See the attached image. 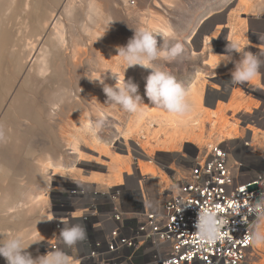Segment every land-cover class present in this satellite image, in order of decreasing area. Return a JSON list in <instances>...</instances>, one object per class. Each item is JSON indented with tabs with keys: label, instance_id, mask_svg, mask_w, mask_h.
<instances>
[{
	"label": "rangeland",
	"instance_id": "obj_1",
	"mask_svg": "<svg viewBox=\"0 0 264 264\" xmlns=\"http://www.w3.org/2000/svg\"><path fill=\"white\" fill-rule=\"evenodd\" d=\"M70 1L76 3L78 6L79 23L76 22L72 24V21L69 20L72 17L68 18L67 13H65V8ZM88 1L90 2V0H48L47 2L43 1L41 3L44 8H50L46 15L47 17H49V12L59 5L61 10L60 14L62 15H59L58 18L66 24L69 31L68 37L72 45L73 41L77 38L80 44H86L85 46L89 48L88 53L91 59H89V61L87 60L88 63L85 65L88 72L87 74L84 72L82 75L76 73V80L72 85V88H76L75 93L77 95L74 97L75 101L73 102L74 99L72 100L74 107H70L67 104L65 105L64 115L55 117L57 121H54V123L50 125L49 122L45 121L40 127L30 129L32 135L25 141L23 146L25 148L32 147L35 153L32 159L20 156L19 160L16 158H11L9 160V162H11V172L5 185L9 188L4 187L3 181L0 180V190L3 188V191H0V238H7L8 236L14 235L26 237L25 246H27V244H32V246L27 249V252H29L33 258L44 256L43 253H46L44 250L53 233L54 224L58 217L55 210L58 189L63 186H75L74 184L81 185L83 183H93V181L79 179L74 174L78 169L83 170V175H88V177L93 176L94 172L97 170L104 171V169L91 167L86 164V162H94L96 160L94 157L98 155V151L92 147L90 140L97 139L101 143H106L113 151L124 152L127 146L124 144L125 141L120 139V133H122L120 131H125L131 118L140 117L139 112L129 113L123 110L119 105L107 101V97L103 92V85L96 80H104L105 84L109 85L110 83L111 86H114L116 81L119 82L121 79L117 72H110L107 68L99 66L98 62L100 58L115 59L118 55V47L126 46L134 35L132 29H147V25L150 21H153L157 26L158 20L163 17L167 22L168 28H171L176 34V40L172 41V43L179 42L183 45L184 49L181 55L176 57L175 60L166 62V69L172 70L173 72L170 73L174 75L185 88L188 87L189 89L194 85H200L205 94L203 99L206 96L210 99L213 94L215 95V93L212 92V89H214L213 87H215L218 92H223V86L227 82L223 77H219L217 71L211 70L213 65H210V58L212 56L215 57L214 55L225 54L222 49L217 47L216 43L218 40L213 36L217 22L216 15L220 10H231L238 4L247 6L250 3L249 0H228L226 2H219V0H96L97 3H103L102 7L105 17L99 19V15L94 14V21H88L87 23L84 18H86L85 12H89ZM56 2H58V4ZM131 2H134V5ZM204 5H210L208 12L199 17V21L195 26L191 28L188 27V30H186L187 21L190 16ZM6 9L8 12L6 14H11L13 12L12 0L2 1V5H0V17L2 20H5L4 23L6 27L17 30V24L21 22L20 18L22 16L24 17L26 13L24 12L21 16L17 15L14 17L13 15L4 16L3 14ZM263 15L264 14L259 13L255 14L254 12L250 14L247 11L245 13L243 12L242 15L238 14L237 20L245 23V26L240 28L239 31L243 32V35L247 37V33L252 29V33H256L259 40L260 36H264ZM51 20L52 18L47 22L48 27L45 28L46 31H44L42 39L37 42L36 50L30 54L29 60L28 58H24L26 62H23L22 65L23 72L21 76L16 78L15 85H12L13 90L7 97L5 109L0 113V131L2 120H15L14 116L12 118L8 117L3 119V114H5L7 108L10 107L14 93L24 86V77H26V74H28L31 66L34 64V59L39 55L41 48L46 44L48 34L51 32L50 29L53 28V24L50 22ZM84 23L90 25L93 34L97 32L98 37L91 38L87 37L86 34H82L84 33L82 30ZM150 31L156 35H159L161 32L159 29H155L154 26ZM20 33H22V31ZM20 33V36L17 37V39L15 38L14 44L16 46L14 50L16 52L25 53L27 56L32 46L29 45L27 40L23 41ZM156 38L158 46L163 43L160 36ZM250 50L251 48H248V51ZM262 59L264 60V56ZM94 62L95 64H92ZM156 66L160 67V65L157 64ZM72 73L74 72L71 71V74ZM68 82L70 84V80H68ZM234 88L236 90L235 93L238 95L240 94L238 101L242 103V105L249 107L248 111H231L226 105L229 101L227 103L219 102L217 108L213 105H207L203 101V110L206 111L207 114H212L214 111L218 114L225 109L222 113L225 115L227 122H230V127L239 128L242 131L237 137L229 139L231 141H225L226 143L247 139L243 128H264V94L247 83L237 85ZM140 95L143 97L144 93H140ZM245 97L250 99V106L241 101V98ZM10 99L12 100L10 101ZM148 102L149 101L145 98L144 103L146 106ZM40 105H43L46 110L43 117L44 119H48V115L51 116V113L55 115L52 106L44 104V102H41ZM97 122H101L99 128L95 127ZM142 122L148 127L150 126L148 121L146 122L143 120ZM14 123L17 124L18 130H25L32 124L29 123L26 125L25 123H20L21 126H19L18 120H15ZM233 124H238V127L233 126ZM153 125H155L154 122ZM141 130L142 132H140L138 136L135 134L137 137L144 134L145 130ZM260 132L263 135V132ZM135 135L129 136V147L130 151L132 150L131 152L134 154V162L137 164L138 160L144 159V157L141 155L142 150L139 143L134 139ZM212 135H214L213 138ZM204 136L206 142L210 141V146L219 143L217 140L218 134L211 130L210 124H207ZM73 139L77 140L76 143L80 153H76L73 150V143H71ZM4 142V148H8L7 150L9 152V148H12L13 144L10 141ZM183 142V146L180 144L179 147H181V149L177 152L179 157H170L169 159V157L165 155L166 153L159 149L160 147H155L154 149L152 157L156 165L161 168L162 175H164L168 181V185L162 184L163 190L172 188V178L175 171L171 170V168L169 169V167L173 165L174 168L181 170L183 160L180 158L184 155H188V153H193V151L190 150L192 147H194V149L198 148L194 143L189 141V139H185ZM210 146L203 145L200 150L209 148ZM251 146L250 151L253 152L252 156L256 157L255 160L259 167L264 168V146L259 144L258 141L251 144ZM91 149L94 151H91ZM257 159L261 160L258 161ZM260 161L262 162L260 163ZM48 162H51V165L45 167V164ZM60 166H62L60 168V172L62 173L57 175L55 174V169ZM133 166L137 169L135 164ZM43 168L46 169L42 171ZM136 171L137 170H135V172ZM137 179V175L134 173L131 177H128L126 184L133 189L136 187ZM148 184L147 193L153 196L155 193V182L151 181ZM39 193L45 197V200L42 203H34V205V198ZM7 194L8 196L10 195L8 199L5 198ZM32 205H34V209L31 208ZM44 229L45 232L43 233ZM257 231L264 234V219L260 223ZM248 263L264 264V246H254L253 255L249 258ZM0 264H6L3 257L0 259Z\"/></svg>",
	"mask_w": 264,
	"mask_h": 264
},
{
	"label": "built area",
	"instance_id": "obj_2",
	"mask_svg": "<svg viewBox=\"0 0 264 264\" xmlns=\"http://www.w3.org/2000/svg\"><path fill=\"white\" fill-rule=\"evenodd\" d=\"M242 146L224 142L184 155L172 188L154 199L138 177L133 189L60 187L46 250L75 264H249L250 237L264 219L253 211L264 197V168L248 139ZM73 224L86 238L66 246L59 232Z\"/></svg>",
	"mask_w": 264,
	"mask_h": 264
},
{
	"label": "bare ground",
	"instance_id": "obj_3",
	"mask_svg": "<svg viewBox=\"0 0 264 264\" xmlns=\"http://www.w3.org/2000/svg\"><path fill=\"white\" fill-rule=\"evenodd\" d=\"M2 1L3 0H0V5H2ZM43 1L47 2L48 0H12L13 12L11 14H6L8 13L6 9L3 14L4 16L13 15L14 17L17 15L21 16L24 12L26 13L24 17L22 16L20 18L21 22L17 24V30L6 27L4 23L5 20H2L0 17V113L5 109L4 107L7 102V97L13 90L12 85L16 83V78L21 76L23 72L22 65L23 62H26L24 58H28L29 60V57L31 56L30 54L36 50L37 42L42 39L44 31H46L45 28L48 27L47 22L50 18H52L50 22L53 24V28L50 29L51 32L48 34V40L45 44L46 46L44 45L41 48L39 55L36 59H34V64L31 66L28 74H26V77H24V86L19 88L14 93V97L12 98L13 100L10 99V101L12 100L10 107L7 108L6 113L3 114V119L8 117L12 118L14 116L15 120H18L19 126H21L20 123H25L26 125L32 123L30 124L31 126L27 127L25 130H18L17 124L14 123V119H10L8 121L6 119L5 121L2 120L0 131V180L3 181V185L6 188H9L5 185L11 172V162H9V160L11 158L19 160L20 156L32 159L35 153L33 148H25L23 146L25 141L32 135L30 129L40 127L45 123V121L49 122V125L54 123V121H57L55 117L64 115L65 105L68 104L70 107L73 106V102L75 101L74 97L77 96L75 93L76 88H72V85L76 80V73H78V75H82L86 72L87 74L88 70L85 65L88 63L87 60L89 61V59H91L90 54L88 53L89 48L85 46L86 44H80V41L76 38L72 45L69 40V31L66 24L58 18L59 15H62L60 14L61 10L59 5H57L54 10L49 12V17H47L46 15L50 8H44L41 5ZM226 1L228 0H219V2ZM56 3L58 4V2ZM88 4L89 12H85L86 18H84L87 23L88 21H94V14L99 15V19H102L101 17H105L102 2L97 3L96 0H90ZM209 9L210 5H204L199 8V10L194 12L187 21L186 30H188V27L191 28L195 26L199 21V17L205 15ZM65 13H67L68 18L72 17L69 19L72 21V24H75L76 22L79 23L78 18L80 17H78L79 12L76 3L70 1L65 8ZM158 21L157 26L153 21H150V23L148 22L149 24L147 25V29L150 30L153 26L155 29H159L160 31L168 28L167 22L163 17H161ZM82 28L84 31L82 34H86L87 37H98L97 32L93 34L90 25L84 23ZM21 31L22 33H20ZM19 33L21 34L23 41L27 40L29 45L32 46V49L27 56L25 53L16 52L14 50V47L16 46L14 43L17 37L20 36ZM95 62L92 64H95ZM154 63L160 65V67L166 71L173 72L172 70L166 69V62L164 61L158 60ZM216 64H214V61H211V65H213V67L214 65L216 66ZM98 65L107 68L110 72H117L120 75L121 80L124 79L125 75L126 81L131 79L134 83L139 85V94L144 93L145 80L150 74V69L134 66L128 68L124 73V69L127 65L123 58L119 56H116L115 59L100 58ZM71 71L74 73L71 74ZM68 80H70V84ZM230 82L231 79L226 82L224 89L226 94L231 92V98L226 104L228 109L230 108L233 112H239L242 110L248 111L249 107L242 105V103L238 101L240 94H236V90L234 88L237 85L233 86ZM109 85L111 86L110 83ZM213 88L212 92L215 93V95H222L223 92L218 93V90H216L215 87ZM186 89H188V87ZM227 89H230L231 91H227ZM188 91L189 94L186 99L190 105V110L183 115H171L164 110L156 108L148 102L147 106L139 112V118H131L125 131H120L122 132L120 133V139H123V141H125L124 144L127 146V149H125L124 152L113 151L106 143H101L97 139H91L90 143L92 147L98 151V155L94 157L96 159L94 162H86V164L91 167L104 169V171L97 170L94 172L93 176L88 177V175H83V170L78 169L74 174L81 180L93 181V183L90 184H97L99 187H119L124 185L123 183L127 181L128 177L132 176L134 173L136 174V169L133 166L135 164L143 183L147 184L152 180H157L158 192L162 189V184L168 185V181L166 177L162 175L161 168L156 165L152 157L155 147H160L159 149L164 151V153H166L165 155L170 159V157H179L177 154V152L181 149L179 145L181 144V146H183V140L185 139H189V141L194 143L198 147V150H200L203 145L210 146V141L206 142L204 139V132H206L207 124H210L211 130L218 134L217 140L219 143H223L226 140L232 139L233 137H237L241 134L242 131L239 128L230 127V122H227L225 115L222 113L225 109L220 111L218 114H216L214 110L212 114H207L206 111L203 110L204 90L200 87V85H194L189 88ZM41 102L52 106L54 109L53 113L55 115H52L51 113V116L48 115V119H44L43 117L46 110L43 105H40ZM143 120L146 122L148 121L150 126L148 127L145 125L142 122ZM153 122L155 125H153ZM233 126L238 127V124H233ZM141 129L145 130L144 134L137 137L138 134L142 132ZM243 130L245 133L246 131L253 132L252 137L255 139V142L262 138V133L253 127L243 128ZM135 134H137V136ZM131 135H135L134 139L139 143L142 150L141 155L144 157V159H139L137 164L134 162V154L131 152L132 150L130 151L129 147V136ZM213 137L214 135H212V138ZM256 138L258 140H256ZM247 139L249 144H252L253 139L251 140V137L250 135L248 136V134ZM4 141H10L13 144L12 148H9V152L7 150L8 148H4ZM72 141L73 150L76 153H80L76 143L77 140L73 139ZM232 143L238 145L239 148L243 147L241 142L239 143L236 141ZM91 151L94 150L91 149ZM180 159L183 160L182 158ZM254 159L256 158L254 157ZM48 165H51V162L45 164V167ZM61 167L62 166L58 167L59 169H55V174L59 175L62 173L60 172ZM170 168L174 171L177 170L173 165H171L169 169ZM45 169L46 168H43L42 171ZM1 190L3 191V188H1ZM9 197L10 195L8 196V194L7 197L5 196L7 199ZM34 199L35 201H33V204H37L38 202L42 203L45 200V197L39 193ZM34 205L31 206L32 209H34ZM45 229L43 233L45 232ZM48 252L50 251L47 250V252L43 254L46 255ZM1 258L2 257H0V259ZM69 260L71 264V259Z\"/></svg>",
	"mask_w": 264,
	"mask_h": 264
},
{
	"label": "clouds",
	"instance_id": "obj_4",
	"mask_svg": "<svg viewBox=\"0 0 264 264\" xmlns=\"http://www.w3.org/2000/svg\"><path fill=\"white\" fill-rule=\"evenodd\" d=\"M134 35L124 47H118L119 57H122L127 67L125 71L134 66L150 69V74L146 77L144 95L139 94V85L131 79H124L110 86L99 81L103 85V92L107 101L119 105L129 113L142 111L146 105L145 98L151 105L164 110L171 115H183L190 110L187 102L188 89L177 80L170 72L157 67L155 61L171 62L183 52V45L176 40V34L171 28L161 30L159 35L154 34L146 28L132 29ZM157 36H160L163 43L158 46ZM225 54L214 55L219 57L216 64L218 68L221 64L227 66L234 64L231 72V85H242L253 83L261 76V68L264 67V60L261 55L251 51H245L244 45L239 39H227ZM240 54V59L235 60L233 54ZM101 122H97L95 127L99 128ZM253 211L264 216V197L257 200L253 205ZM207 235V233H205ZM59 237L66 246H74L86 238V229L80 224H73L61 228ZM27 238L22 235L8 236L0 238V257H3L6 264H70V260L62 251H54L44 256L33 258L27 249L32 244L26 245ZM254 246H264V234L259 231L254 232L250 237Z\"/></svg>",
	"mask_w": 264,
	"mask_h": 264
},
{
	"label": "crops",
	"instance_id": "obj_5",
	"mask_svg": "<svg viewBox=\"0 0 264 264\" xmlns=\"http://www.w3.org/2000/svg\"><path fill=\"white\" fill-rule=\"evenodd\" d=\"M249 1H250V3L247 6L238 4L235 8H233L231 10L230 9L229 10H226V9L220 10L217 13V15H216L217 16L216 17L217 18V22H216V28H215V30L213 32V36H215V39L218 40L217 43H216L217 47L222 49L224 52H225V47H226V45L228 43L227 39H239L242 42V45L248 46V47H245V51H248V48H251L250 51L253 52V53L260 54L261 55V59H262V57L264 56V36H262V37L260 36L259 40H258L257 34L256 33L253 34L252 33V29L249 30V32L247 33V37H245L243 35V32L239 31L240 28L245 26L244 25L245 23L237 20L238 14L242 15L243 12L245 13L246 11L249 12L250 14H252L253 12L255 14L256 13L264 14V0H249ZM212 38H214V37H212ZM218 55H222V54H218ZM233 56H234L235 60H239L240 59V54H238V53H234ZM211 58L213 60H211ZM211 58H210V63H211V61H214V64L218 63L219 59H220L219 57H216V56L215 57L212 56ZM233 69H234V64H232V63H229L227 66H225L224 64H221L218 68H216V66L214 65V67L211 68V70L218 72L217 74L219 75V77H223L225 80L227 79V81L231 79V72L233 71ZM247 84L252 86L253 88H255L257 91H260L261 93L264 94V67L261 68V76H260V78H258L253 83H247ZM233 86H235V85H233ZM224 89H225V85L223 86V90ZM230 89H227V91H231ZM218 93H222V92H218ZM204 96H205V94H204ZM208 98L209 97L206 96L204 98V102L207 105L208 104L209 105H213V106H215L217 108V106L219 105L218 104L219 102L227 103L230 100L231 92L226 94L225 90H224L222 95L219 96V95H214L213 94L210 99H208ZM241 101L244 104L248 105V106H250L249 104H251V101H250V99L248 97L241 98ZM257 129L262 131L263 135H262V138L260 140H258L257 138H256V140H258L259 144H262L264 146V128H261V129L257 128ZM247 134H248V136L250 135L251 140H252L253 139V137H252L253 132L246 131V138H247ZM226 141H231V140H226ZM237 141L239 143L241 142L243 144V139H240V140H237ZM254 142L255 141H252V144ZM190 150L194 151V147H192ZM257 160L259 161L261 159H257ZM261 162L262 161H260V163ZM175 169H177V168H175ZM175 172H178V173L181 174L182 170L177 169V170H175ZM135 175H137L139 180H141V182H142V179L139 176V171L138 170L136 171ZM152 181L155 182V193L153 194V196H151L152 199H154L157 196L160 197L162 195L163 186H162V189L157 192V187H156L157 180H152ZM148 183L145 184V183L142 182L143 191L144 190L146 191V192L144 191L145 194H148L147 193V191H148L147 185H149ZM123 184L125 185L126 181ZM44 251L47 252L46 249ZM48 253H50V252H48ZM67 257L69 259H71V264H75L74 260L70 256H67Z\"/></svg>",
	"mask_w": 264,
	"mask_h": 264
}]
</instances>
